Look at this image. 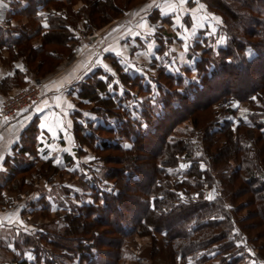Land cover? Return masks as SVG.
<instances>
[{"label": "trees", "instance_id": "trees-1", "mask_svg": "<svg viewBox=\"0 0 264 264\" xmlns=\"http://www.w3.org/2000/svg\"><path fill=\"white\" fill-rule=\"evenodd\" d=\"M65 1L25 0L13 16L26 24H0L17 30L18 52L38 76L69 55L79 18L95 29L127 8L81 0L74 11L80 0ZM199 2L220 19L202 22L210 30L193 36L190 64L166 53L165 62L152 59L153 72L131 74L116 63L115 81L100 70L86 76L76 102L86 115L73 121L63 163L37 156L35 142L19 144L31 159L6 182L53 189L33 209L44 221L20 230L0 264H125L136 236L148 237L151 255L165 253L166 264H264V0ZM56 32L66 51L44 46ZM157 42L162 55L166 43Z\"/></svg>", "mask_w": 264, "mask_h": 264}, {"label": "crops", "instance_id": "crops-1", "mask_svg": "<svg viewBox=\"0 0 264 264\" xmlns=\"http://www.w3.org/2000/svg\"><path fill=\"white\" fill-rule=\"evenodd\" d=\"M24 3L25 0H0V24L8 22L11 26H19L21 20H16L13 11ZM189 15L190 26L195 30H209L212 22L217 24L220 19L219 15L207 12L199 0H145L124 10L121 16L95 31L82 30V23H78L77 29L72 30L73 39L67 46L71 54L63 57L55 68L39 75L42 90L38 101L9 120L0 119V195L4 199L0 201V254H12L16 234L34 224L33 219L31 220L33 209L43 202H37V198L41 192L46 191L44 193L48 195V191L53 189L43 181H37L26 185H36L26 195L24 191L27 189L23 186L13 189L10 182H6L18 167L28 164L31 159V156L28 157L23 152L18 153L19 144L22 145L25 141L27 144L35 142L37 156L42 159L54 156V161L63 163L64 153L70 151L72 145L73 121L77 114L86 115V111L79 109L76 104L79 100L78 84L97 70L104 73L100 76L102 79L105 80V74H108L115 81L116 63L131 74L141 72L143 68L152 70L153 68L142 66L143 64H138L140 68H137L132 62L139 61L137 56H144L147 48L146 54L151 56L150 59L158 57V39L165 43L170 38L171 44L177 43L180 50L178 53L176 49L169 48L173 51L172 57L180 61L183 56L188 60L187 50L179 33ZM201 15L206 17L202 22L210 21V25L202 26V22L193 20V16L198 20ZM163 17H168L169 20L163 21ZM21 19L24 21L25 17ZM142 24L145 26L141 27ZM156 31L159 35L155 40L153 35ZM16 34L17 30L0 29V95L15 90L36 73L24 65L23 55L18 52L14 42ZM220 39L224 42L223 36L217 38L219 41ZM31 42L34 46L37 45L35 39ZM104 65L111 71L106 70ZM57 97L60 98L59 101ZM48 198L49 196L46 199L49 200ZM4 259L6 258L0 257L1 263Z\"/></svg>", "mask_w": 264, "mask_h": 264}, {"label": "rangeland", "instance_id": "rangeland-1", "mask_svg": "<svg viewBox=\"0 0 264 264\" xmlns=\"http://www.w3.org/2000/svg\"><path fill=\"white\" fill-rule=\"evenodd\" d=\"M86 1H90V0H86ZM116 1V3L118 4V5H123V6H126L127 8L126 9H129V8H131L132 6H135V5H137V4H139V3H141V2H143V1H145V0H143V1H138V2H136V3H134V4H128L127 2H124V3H122V1L121 0H115ZM134 1H136V0H134ZM66 3H65V6H68V4H69V1L68 0H66L65 1ZM85 6V4H84V2L83 1H78V2H76V4H74L73 6H72V9L74 10V11H76L79 7H82V6ZM109 8V10H110V7H108ZM125 9V10H126ZM66 9H64L63 8V10H61V11H65ZM67 12V11H66ZM123 12H121V13H118L116 16H114L112 19H110L109 21H107V22H105V23H103V22H101V23H103V24H101V26H99V27H97V28H95V29H90L89 27H88V25H87V23L85 22V18H83V17H81V18H79L78 20H77V23L75 24V27L74 28H76L77 29V27H78V23H82V25H81V28H82V30H85V31H88V32H91V31H95V30H97V29H99V28H101L102 26H104V25H106V24H108L110 21H112L115 17H119V16H121V14H122ZM95 17H98L99 19H102L103 18V16H101L100 14H96V13H94L93 14ZM185 17V16H184ZM22 17H20V25H22L23 23L24 24H26V18L24 19V21H22V19H21ZM97 18V19H98ZM206 19V17H203L202 15L201 16H199L198 17V20H197V18L196 17H194L193 16V20L194 21H198V23H201L202 21H204ZM217 19V18H216ZM16 20H18V19H16ZM191 15H189V17H187V21H186V23H185V21H184V24H185V26H183V28L181 29V31H180V38H181V42L184 44L183 46L185 47V50H187V48H188V42H192L193 41V36L194 35H196V31H198V30H195L192 26H190L191 24ZM190 22V23H189ZM23 27H26L25 25L23 26ZM200 30V29H199ZM210 30V29H209ZM158 31V30H157ZM157 31L155 32V34L153 35V37H155V40H156V37H157V35H159L158 33H157ZM154 32V31H153ZM57 37L58 39H56V40H52L53 41V43L50 41V39L52 38V37ZM35 40H36V42H37V44L40 42V39L39 38H34ZM62 40H63V36H61V34H60V32L59 33H55V34H50V38L48 39H46L45 41L43 40V43L45 44L44 46H46V48L48 49V48H51L53 51L54 50H58V49H66L65 48V46L63 47L62 46ZM219 40H217V42H218ZM166 44H165V46H167L166 47V49H164L163 50V54L162 55H159L158 57H157V61L160 63V62H165V55H166V53H168V54H170L171 53V51H170V49L169 48H174V49H176V52H180V50H179V46L177 45V43H173V44H171L172 42H171V40H170V38H167L166 39V42H165ZM219 43H224V42H222L221 41V39H220V41L217 43V45H219ZM157 44H158V42H157ZM170 45V46H169ZM147 50H148V48L146 49V53H147ZM63 51V50H62ZM66 51V50H65ZM173 52V51H172ZM175 52V53H176ZM183 52H184V50H183ZM145 53V55L144 56H137L138 57V59H139V61H134V62H132V63H134V65H135V67H137V68H140V66L139 65H141V64H143L142 66H150L149 65V63L151 62L152 63V59H150V57L151 56H149V55H147ZM69 54H71V52L69 53ZM184 54V53H183ZM36 57H37V55H36ZM35 60V59H34ZM182 60L185 62V63H187V64H190V61L191 60H185L184 58H183V56H182ZM36 61V60H35ZM131 61V60H130ZM130 63V62H129ZM35 64V62L34 63H32V67H33V65ZM139 64V65H138ZM31 66H30V68H32ZM152 68V67H151ZM144 69V68H143ZM32 70H34L33 68H32ZM35 71V70H34ZM151 72H153L154 70L152 69V70H150ZM31 79H33V80H35L37 83H38V85H39V88H40V93H41V90H42V83L40 82L41 81V79L39 78V76L36 74V73H33L32 75H31ZM31 79H29V80H31ZM26 83L27 82H25V83H23V84H21V85H19L18 87H16V89L15 90H13V91H11V92H7V93H5L3 96H12V95H15V94H18L19 93V91L26 85ZM208 94L209 95H212L213 94V92H208ZM239 106H240V108L241 109H248L249 108V105L246 103V102H242V103H240L239 104ZM252 131L251 130H249L248 131V133H249V135L251 136V133ZM108 153H109V151H108ZM104 154H107V152H105ZM35 187H36V185H30V186H26V187H24L23 186V188H25V189H27V190H25L24 191V193H26V195H27V193H31L34 189H35ZM248 209H245L244 210V212H246ZM61 215V213L59 212V213H56L55 214V217H54V219H57L58 217L57 216H60ZM48 218H50V219H52L53 218V216L51 215V214H49L48 215ZM32 219H36L37 221H44V218H41V217H39V216H34L33 215V217L31 218V220ZM53 220V219H52ZM33 222V221H32ZM55 223H56V221H55ZM57 224H60L59 223V221H57ZM34 228V225L33 224H30L29 226H28V229H33ZM128 242H127V244H126V249L129 251V256H128V259L126 260V262H125V264H134L135 263V260H134V256L133 255H135V254H133V252H135L137 255H139V256H141V257H143L144 259H145V264H166L165 263V253H162V252H160L158 255H151V253H150V246H151V242H150V239L148 238V237H140V236H136V237H131V238H129L128 240H127ZM160 251H161V249H160ZM10 255H9V253H7V252H4V253H1L0 254V257L2 258H7V257H9ZM155 256V257H154ZM4 261V260H3Z\"/></svg>", "mask_w": 264, "mask_h": 264}, {"label": "built area", "instance_id": "built-area-1", "mask_svg": "<svg viewBox=\"0 0 264 264\" xmlns=\"http://www.w3.org/2000/svg\"><path fill=\"white\" fill-rule=\"evenodd\" d=\"M40 88L38 83L31 79L19 91L18 94L3 96L0 95V119H11L21 110L33 106L39 99Z\"/></svg>", "mask_w": 264, "mask_h": 264}, {"label": "snow or ice", "instance_id": "snow-or-ice-1", "mask_svg": "<svg viewBox=\"0 0 264 264\" xmlns=\"http://www.w3.org/2000/svg\"><path fill=\"white\" fill-rule=\"evenodd\" d=\"M201 7L203 8V5H201ZM218 19V18H217ZM145 25H141V27H144ZM119 54V53H118ZM104 67L106 68V70H108V71H111V69H108V67H107V65H104ZM62 86V85H61ZM45 87H47V86H45ZM57 99V101H59V97H57L56 98ZM45 106H47V102H45ZM57 106L59 107V103L57 104ZM68 107H72V105H68ZM5 119L7 120V117H5ZM124 147H126V148H129V147H131V145H124ZM182 167H184L183 165H182ZM214 197L210 194L209 195V197H208V199H213Z\"/></svg>", "mask_w": 264, "mask_h": 264}]
</instances>
